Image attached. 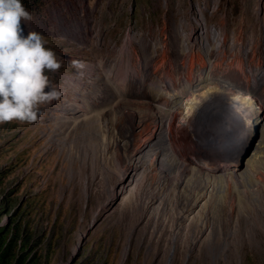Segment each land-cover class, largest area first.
<instances>
[{"label":"rangeland","instance_id":"obj_1","mask_svg":"<svg viewBox=\"0 0 264 264\" xmlns=\"http://www.w3.org/2000/svg\"><path fill=\"white\" fill-rule=\"evenodd\" d=\"M174 23L187 39L220 41L227 55L244 62L250 55L264 68V0H54L44 17L26 23L25 32H40L61 61V68L48 75L63 94L42 106L35 122L0 123V172H6L0 179V224L18 211L13 223L24 222L44 263L264 264L262 166L248 185L240 167L223 163L246 189L241 204L246 214L219 206L220 198L187 213L189 201L182 202V196L189 190L177 197L178 189L161 181L192 171L185 165L172 171L160 162L152 152L157 134L127 146L118 141L121 135L129 140V134L119 133L110 154L115 129L110 123L122 119L112 110H128L137 120L144 111L130 99L102 109L105 96L97 85L106 69L115 73L116 66L123 67L118 64L123 49L142 57L143 37L169 43ZM199 62L209 65L204 57ZM187 77L194 78L191 72ZM149 106L151 125L164 127L162 111ZM185 126L191 127L188 121ZM146 151L152 152L150 167L132 162ZM118 173L121 192L114 183Z\"/></svg>","mask_w":264,"mask_h":264},{"label":"bare ground","instance_id":"obj_2","mask_svg":"<svg viewBox=\"0 0 264 264\" xmlns=\"http://www.w3.org/2000/svg\"><path fill=\"white\" fill-rule=\"evenodd\" d=\"M172 29L169 43L143 37L141 58H135L131 49H123V59L118 61L123 67L116 66L115 73L111 68L106 69L104 82L97 85V92L105 96L102 109L106 104L130 99L144 111L137 120L128 110H112L116 118L122 119L117 124L110 123L112 127L115 125L110 154H115L119 133L129 134V140H123L121 135L118 141L127 146L157 134V145L152 152L159 156L160 162L172 171L182 165L192 171L186 170L180 179L176 178V172L171 183L161 181L178 189L177 197L184 189L189 190L190 193L182 196V202L189 201L187 213L197 204L208 206L220 198L219 206L230 210L237 207L239 214H246L241 206L246 189L233 181L223 163L240 167L239 174L248 185L258 175V166L264 172V68L255 64L250 55L245 62L239 55H227L220 41L198 43L194 36L187 39L177 24ZM201 57L209 62L207 67L201 66ZM190 72L194 76L192 80L187 77ZM109 91L110 95L106 94ZM149 104L162 111L164 127L151 125L154 115ZM186 121L190 128H186ZM154 127L158 128L156 132ZM144 130L145 134L140 136ZM196 132L198 139H194ZM141 137L144 138L140 140ZM152 152L146 151L143 157L135 155L132 162L150 167ZM115 176L118 183L115 180L114 183L121 192L122 178L119 173ZM210 176L213 181L209 183ZM211 187V193L207 192ZM196 197H207V201L195 202Z\"/></svg>","mask_w":264,"mask_h":264},{"label":"clouds","instance_id":"obj_3","mask_svg":"<svg viewBox=\"0 0 264 264\" xmlns=\"http://www.w3.org/2000/svg\"><path fill=\"white\" fill-rule=\"evenodd\" d=\"M32 20L24 0H0V123L35 122L63 94L48 75L62 66L56 52L40 32H25Z\"/></svg>","mask_w":264,"mask_h":264},{"label":"trees","instance_id":"obj_4","mask_svg":"<svg viewBox=\"0 0 264 264\" xmlns=\"http://www.w3.org/2000/svg\"><path fill=\"white\" fill-rule=\"evenodd\" d=\"M54 0H24V5L33 13V19L44 17L46 9ZM26 23L24 24L25 27ZM6 177V172H0V179ZM117 202V201H116ZM127 208V207H126ZM129 212L135 214L131 208ZM15 215L18 211H14ZM15 215L5 224H0V264H48L44 263L34 243L31 242V235H28L22 220L13 223ZM138 221V217H135ZM141 223V222H139ZM31 233V232H30Z\"/></svg>","mask_w":264,"mask_h":264},{"label":"built area","instance_id":"obj_5","mask_svg":"<svg viewBox=\"0 0 264 264\" xmlns=\"http://www.w3.org/2000/svg\"><path fill=\"white\" fill-rule=\"evenodd\" d=\"M240 140V139H239ZM117 181V180H116ZM117 183H118V181H117Z\"/></svg>","mask_w":264,"mask_h":264}]
</instances>
